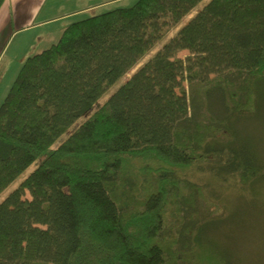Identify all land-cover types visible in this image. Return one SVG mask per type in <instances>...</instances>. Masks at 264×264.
<instances>
[{
	"label": "trees",
	"instance_id": "1",
	"mask_svg": "<svg viewBox=\"0 0 264 264\" xmlns=\"http://www.w3.org/2000/svg\"><path fill=\"white\" fill-rule=\"evenodd\" d=\"M263 127L264 0H136L71 23L0 106V264H234L216 186L248 198L232 227L254 230Z\"/></svg>",
	"mask_w": 264,
	"mask_h": 264
},
{
	"label": "crops",
	"instance_id": "2",
	"mask_svg": "<svg viewBox=\"0 0 264 264\" xmlns=\"http://www.w3.org/2000/svg\"><path fill=\"white\" fill-rule=\"evenodd\" d=\"M135 1L5 0L0 7V106L25 60L56 44L71 23Z\"/></svg>",
	"mask_w": 264,
	"mask_h": 264
},
{
	"label": "rangeland",
	"instance_id": "3",
	"mask_svg": "<svg viewBox=\"0 0 264 264\" xmlns=\"http://www.w3.org/2000/svg\"><path fill=\"white\" fill-rule=\"evenodd\" d=\"M133 5V4H132ZM131 5V6H132ZM106 10H104L105 12ZM101 12V11H100ZM99 13V12H98ZM177 32V29H174L169 34V38L172 37ZM162 45V44H161ZM159 45L156 49H154L148 56H146L140 64H143L146 62L151 56L155 54V52L161 47ZM186 52L181 53V56H185ZM186 90L189 91L188 83H185ZM113 90V89H112ZM110 90V92L112 91ZM264 128V127H263ZM260 136V134H259ZM264 136V135H263ZM261 143V141H260ZM262 150L264 151V139H262ZM182 174L184 173L185 177L188 179H191L193 181H199L197 179L198 173L194 171V169H189L185 171H180ZM209 174H206L204 177L205 180L209 177ZM21 179V178H20ZM20 179H17L11 187L16 186ZM142 180L140 179V182ZM223 184L218 183L216 186V190L218 192L221 191V194L224 198V203H226V206H228L234 214L232 215V218L229 215L230 212L226 214V217L223 219V224H227L226 226L223 225L225 228L224 232V238L228 241L227 242V248L230 250V259L233 261L234 264L243 261V264H264V184H262L259 188V195L262 194V199L256 201V205L251 206H257L256 208H253V214L255 212V215H253L252 219L256 216V219L253 220L251 225L252 227L256 228L252 231H240L237 227V229L232 227V221L233 219L237 220V217L240 216L241 210L243 206H246L248 203V198L244 195H238L235 191H229L225 192L226 187L223 186ZM137 190L140 192L141 188L137 184ZM246 195L249 196L248 192H246ZM26 197L30 198V195L27 193ZM213 197L206 198L204 195L199 197L198 200V209L202 215H207L208 212L212 210H216L215 200ZM247 198V199H245ZM1 199V198H0ZM259 207V209H258ZM258 209V210H257ZM260 211H262L261 215ZM226 213V212H225ZM239 215V216H238ZM237 216V217H236ZM259 223V226L257 227V224ZM256 224V225H255ZM192 260H191V259ZM207 258V259H206ZM184 260V261H183ZM181 263L182 264H215L214 262L209 259L208 257H204L202 255L195 256V253H187L184 257H181Z\"/></svg>",
	"mask_w": 264,
	"mask_h": 264
}]
</instances>
